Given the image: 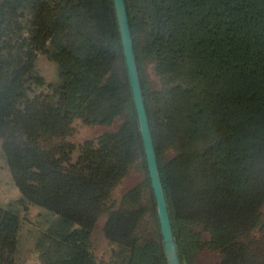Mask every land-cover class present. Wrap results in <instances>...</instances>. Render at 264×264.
I'll use <instances>...</instances> for the list:
<instances>
[{
    "label": "trees",
    "instance_id": "16d2710c",
    "mask_svg": "<svg viewBox=\"0 0 264 264\" xmlns=\"http://www.w3.org/2000/svg\"><path fill=\"white\" fill-rule=\"evenodd\" d=\"M126 5L182 264H264V0ZM77 119L113 130L77 145ZM0 139L17 203L41 209L40 264H168L113 0H0ZM23 227L0 204V264H20Z\"/></svg>",
    "mask_w": 264,
    "mask_h": 264
},
{
    "label": "rangeland",
    "instance_id": "374dc122",
    "mask_svg": "<svg viewBox=\"0 0 264 264\" xmlns=\"http://www.w3.org/2000/svg\"><path fill=\"white\" fill-rule=\"evenodd\" d=\"M37 67L39 72L46 77L48 82H53L56 79L57 66L54 62L48 59L46 55H40L37 61ZM146 73L149 77L153 78V72L151 66H147ZM75 133L70 138L77 145L81 144L87 139L98 137L100 134L112 131L111 126H91L85 124L81 119H77L74 122ZM79 151L74 152L76 158ZM143 173L139 168H135L127 180L124 181L122 186L116 191L115 195L119 196L126 188H129L133 184L139 182L143 178ZM21 194L17 186L15 185L11 173L8 169L6 161L2 152V141L0 139V204L2 205H15V207L21 210V215L24 217V227L21 233V255L20 264H40L38 253L34 249V231L37 224V216L40 214L41 209L31 206L28 210L21 209L17 203ZM104 219H100L93 233V243L95 251L100 256H109L111 245L105 238L103 233ZM219 260V255L209 250H204L198 256L197 264H216Z\"/></svg>",
    "mask_w": 264,
    "mask_h": 264
},
{
    "label": "water",
    "instance_id": "95a60500",
    "mask_svg": "<svg viewBox=\"0 0 264 264\" xmlns=\"http://www.w3.org/2000/svg\"><path fill=\"white\" fill-rule=\"evenodd\" d=\"M113 1L121 34V40L124 49L130 85L132 88L133 100L137 111L139 127L143 139L148 170L154 194L156 197L157 212L161 225V232L164 241L166 258L168 264H182L173 232L166 193L160 175L157 153L145 105L126 0Z\"/></svg>",
    "mask_w": 264,
    "mask_h": 264
}]
</instances>
